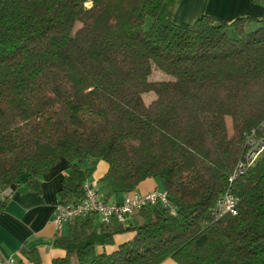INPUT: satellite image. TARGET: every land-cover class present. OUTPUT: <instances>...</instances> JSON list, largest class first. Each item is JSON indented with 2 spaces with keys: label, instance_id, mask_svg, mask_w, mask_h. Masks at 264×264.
<instances>
[{
  "label": "trees",
  "instance_id": "trees-1",
  "mask_svg": "<svg viewBox=\"0 0 264 264\" xmlns=\"http://www.w3.org/2000/svg\"><path fill=\"white\" fill-rule=\"evenodd\" d=\"M180 1L0 0V188L40 193L62 158L57 204H74L103 161L102 200L159 178L168 201L74 218L52 264H264V153L229 180L264 123V18L186 26ZM227 189L237 213L215 220Z\"/></svg>",
  "mask_w": 264,
  "mask_h": 264
},
{
  "label": "crops",
  "instance_id": "crops-1",
  "mask_svg": "<svg viewBox=\"0 0 264 264\" xmlns=\"http://www.w3.org/2000/svg\"><path fill=\"white\" fill-rule=\"evenodd\" d=\"M208 15L213 18L231 22L239 17L253 19L264 18V3L258 0H181L173 14L175 22L191 25L198 17ZM108 170V165L98 161L93 174L92 183L96 185L100 195L105 191L99 189V180ZM68 172L67 161L60 158L47 173L40 176L41 192L37 193L26 183V176L12 186L11 194L0 205V256L14 257L23 264H35L24 251L35 252L40 264H52L53 260L64 255L54 246V239L67 231L66 225L58 230L53 223V213L58 203V190L61 181ZM159 181L148 178L139 183L131 193L145 194L158 190ZM127 194L110 196L111 202H121ZM98 219L99 216H97ZM127 235L117 237V241ZM24 250V251H23ZM159 264H177L166 258Z\"/></svg>",
  "mask_w": 264,
  "mask_h": 264
},
{
  "label": "built area",
  "instance_id": "built-area-1",
  "mask_svg": "<svg viewBox=\"0 0 264 264\" xmlns=\"http://www.w3.org/2000/svg\"><path fill=\"white\" fill-rule=\"evenodd\" d=\"M264 3V0H258ZM245 151L242 159L238 162L232 172L229 180L232 182L235 178L246 173V167L253 165L262 153H264V123L257 128H252L244 135ZM11 188H0V205L11 194ZM160 202L168 205L166 192L154 190L145 194L130 193L123 201L115 203L102 200L99 192L93 183H85L84 197L74 204H57L53 213V223L58 230L78 216H84L89 213H96L103 221L116 219L123 221L134 210L149 204ZM238 198L227 189L222 192L215 200L213 207V217L215 220L221 219L227 214L235 215L237 213ZM0 264H23L22 261L14 258H2Z\"/></svg>",
  "mask_w": 264,
  "mask_h": 264
},
{
  "label": "rangeland",
  "instance_id": "rangeland-1",
  "mask_svg": "<svg viewBox=\"0 0 264 264\" xmlns=\"http://www.w3.org/2000/svg\"><path fill=\"white\" fill-rule=\"evenodd\" d=\"M148 23H149V19H147L145 21V27L148 26ZM164 76L163 74L157 70V69H154L150 75V78L155 80V79H162ZM154 97V94L153 93H146L143 95V99L144 101L147 103L148 101H150L152 98ZM157 180L159 181V187L161 186V181L159 178H157Z\"/></svg>",
  "mask_w": 264,
  "mask_h": 264
}]
</instances>
